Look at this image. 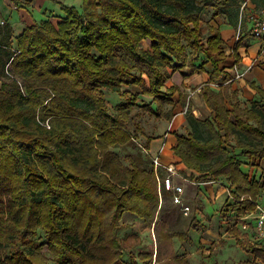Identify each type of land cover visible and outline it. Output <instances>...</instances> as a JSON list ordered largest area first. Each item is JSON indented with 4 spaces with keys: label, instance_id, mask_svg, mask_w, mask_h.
Listing matches in <instances>:
<instances>
[{
    "label": "trees",
    "instance_id": "obj_1",
    "mask_svg": "<svg viewBox=\"0 0 264 264\" xmlns=\"http://www.w3.org/2000/svg\"><path fill=\"white\" fill-rule=\"evenodd\" d=\"M198 2L214 9L211 20L222 17L240 31L264 7V0H83L82 12L61 4L65 15L57 23L45 19L26 26L15 37L16 48L4 26L0 264H48L43 247L56 264H115L125 247L117 234L125 212L137 215L133 227L140 231L153 224L158 264H190L174 250L177 233L159 217L164 198L153 169L134 160L122 165L111 147L138 139L139 127L129 129L135 107L155 113L172 102L163 87L173 71L186 63L201 71L209 62V82L224 81L226 58L240 62L239 40L227 53L219 28L209 22L203 36ZM199 57L204 60L195 66ZM204 88L211 114L198 118L183 100L188 127L176 136L172 152L191 170L190 178L223 180L236 211H252L264 181L241 168V157L264 160V89L257 87L258 98L243 106L235 91ZM106 90L120 96L113 112ZM141 93L152 100L142 101ZM172 114H165L168 120ZM151 140L146 137L140 149L146 151ZM38 228L45 233L41 243L34 238ZM150 247L149 253L131 254L129 264L150 263ZM251 251L264 260V247Z\"/></svg>",
    "mask_w": 264,
    "mask_h": 264
},
{
    "label": "rangeland",
    "instance_id": "obj_2",
    "mask_svg": "<svg viewBox=\"0 0 264 264\" xmlns=\"http://www.w3.org/2000/svg\"><path fill=\"white\" fill-rule=\"evenodd\" d=\"M62 1L66 2L64 3L65 5L68 4L75 6L80 12L83 10L82 6L79 4L80 0ZM50 5L51 2L46 1L45 6H48L47 10L49 11L47 17L55 24L59 21L61 15H65V12L61 9V5ZM197 5L200 7L201 32L204 36L208 32L206 24L208 22L211 23L214 9L203 5L202 2H198ZM41 15L42 14L36 10L33 23L40 22L39 19H43ZM11 43V46L16 48V42L12 40ZM142 45L144 47H149L150 41L144 40ZM189 50L190 48H188V51ZM228 52L229 51L227 50V53ZM201 60L203 61L204 59ZM186 65L191 68L190 63H186ZM176 74H180V70L173 71L163 87V91L166 90V93L170 95L172 102L165 103L164 105L160 104L161 112L158 109L156 110V103L151 102V107L156 110L155 113L146 111L141 107H135L131 112L129 129L132 131L135 127H139L140 131L138 132V139L132 144L111 147L122 165L128 166L130 160H134L144 169L149 170L152 168L157 188L159 185V179L166 174V171L163 168H155L152 160V157L155 155L150 153L152 148L149 146L146 150L147 152L142 151L139 144L145 146L146 137H150L152 140L160 137L163 139V142L161 143V150H163L169 132L172 134L171 136L174 137L175 143L177 135L186 133L188 127L186 120L184 121V124L182 126L180 125L176 130L171 129L168 131L167 129L169 128V120L165 114H172L176 107V102L173 100V96L176 97L177 94L176 86L173 85V83H175L173 78ZM169 88L175 89L172 92H169L170 90H167ZM125 89L129 92L141 91L138 86H131L129 88L122 86V90ZM184 95H186L185 97L187 100V94ZM105 96L108 108L113 112L118 100H120V96L118 93L109 92L108 90L105 91ZM140 97L144 102L152 100L150 96L142 93ZM182 100L184 99L180 97L177 102L180 103ZM184 110H182V112H184ZM241 159V166L244 164L243 169L251 178L259 180L260 182L264 181V160L253 161L248 158ZM179 163L181 162L178 161L173 164L178 173V175L175 176V183L183 185V192L181 194L182 203H174L171 201L172 193L162 190V197L164 199L159 211L160 219H164L168 223L169 230L177 234L181 232L182 236H184L183 239H179L177 234L172 237L173 247L177 255H185L190 264H264V260L258 258L255 259L253 257L251 251L252 248L264 247V245L255 241L253 232L252 235H250L249 232L247 233L243 231V235L232 232L231 224L234 221L233 211L235 206L233 204L234 200L231 195H229L228 187L224 181H213L211 183V180H209L210 182H199L194 177L190 178V172L181 169ZM195 175L198 174L196 173ZM257 197L259 202L264 203V191H261ZM185 206L189 207L187 212H184L183 210ZM138 219L139 218L135 213L125 212L123 214L117 234L121 243L125 244V247L123 248L121 257L115 262V264H129L131 254L136 256L140 250L150 252L151 245L152 260L150 263L147 262L145 264H158V261H155L157 240L154 235L153 224L150 226L149 230L145 229L144 231H140L133 227V222ZM193 223H195V225L191 227ZM34 238L39 243L45 241L44 230L38 228L34 234ZM238 240L241 243H238ZM42 251L44 258L49 260L48 264H56L52 261V256L47 248L43 247ZM138 264L144 263L138 260Z\"/></svg>",
    "mask_w": 264,
    "mask_h": 264
},
{
    "label": "crops",
    "instance_id": "obj_3",
    "mask_svg": "<svg viewBox=\"0 0 264 264\" xmlns=\"http://www.w3.org/2000/svg\"><path fill=\"white\" fill-rule=\"evenodd\" d=\"M46 1L51 2L52 6L54 4L61 5L66 3L62 0H0V40L7 38H4V36L7 35L5 34L4 29L8 26L12 32L7 40L15 41V37L20 34L26 26L33 23L36 10L42 14L41 17H43V19H39L40 21L49 19L47 17L49 14V11L47 10L48 6H45ZM82 3L83 0H80L79 4L81 6ZM211 24L219 28L222 37L229 47L227 49L228 51L230 47H233L239 40L237 52L241 56V60L237 63V67L238 71L243 74L238 78H234L235 72L232 68V56H228L221 64V66L224 68V73H226L228 76L224 81L218 80L209 82L208 72L212 68L209 62L204 63L205 70L201 71H192L188 65H184L180 69L181 75L176 74V76L173 78V81L175 82L173 85H175L177 88L176 97L173 96V100L176 102V107L173 111L171 120L168 121V131L171 129L176 130L180 127V125L182 126L186 120L185 114L182 112V110L185 109V105L183 106L182 104L183 100L180 103L177 102L180 97L183 98L184 101L186 100V95L184 94H187L186 102L191 103L190 105L193 114L198 118H205L211 114V109L206 104L202 95L206 85L216 91L220 90V88H228L229 91H235V99H238L243 106L249 105L251 100L258 98V93L256 92L257 87L264 89V52H262L261 49L262 46H264V41L256 39L248 34L252 25V21H249L246 18L244 28L241 31L239 28L235 30L234 27L225 23L222 17H215L211 20ZM201 58L202 57H199L194 61L195 66H198L202 62ZM169 133L166 137L167 139L165 140L166 145L162 151H160V148L162 147L161 143L163 142L162 138L159 137L157 139H153L150 144V147L152 148L150 153H152V155L160 153V160L163 165L180 161L179 158L172 152L171 148L175 144V139L171 136L172 134ZM241 158L245 157L242 156ZM181 163H179L181 169L188 170L191 173V170L187 169L183 163L181 165ZM243 165L241 166L242 168H244ZM212 182L213 180H211V183ZM252 211L247 210L245 212L239 213L234 207V221L231 224L233 233H240V235H243V231L247 233L249 232L250 235H252L251 231L242 229L237 223L240 217L247 215Z\"/></svg>",
    "mask_w": 264,
    "mask_h": 264
},
{
    "label": "built area",
    "instance_id": "obj_4",
    "mask_svg": "<svg viewBox=\"0 0 264 264\" xmlns=\"http://www.w3.org/2000/svg\"><path fill=\"white\" fill-rule=\"evenodd\" d=\"M251 19L252 25L248 34L256 39L264 41V7L260 8L257 14L253 18L251 17ZM261 49L262 52H264V46H262ZM232 68L235 72L234 78H238L243 74L238 71L237 64H233ZM161 149L162 147L160 148V151ZM152 160L155 168L162 166L166 171V174L159 179L158 194L161 196L160 200L163 199L162 190H164L172 193L171 199L174 203L181 204L183 185L176 184L174 181V177L178 175L176 167L172 163L162 165L159 160V153H157ZM188 209L189 207L185 206L183 210L184 212H187ZM237 223L242 229L253 232L255 241L264 245V203L257 201L255 209L251 213L240 217Z\"/></svg>",
    "mask_w": 264,
    "mask_h": 264
}]
</instances>
